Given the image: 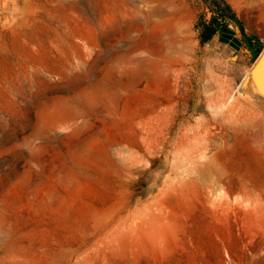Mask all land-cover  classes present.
Wrapping results in <instances>:
<instances>
[{
  "label": "rangeland",
  "instance_id": "obj_1",
  "mask_svg": "<svg viewBox=\"0 0 264 264\" xmlns=\"http://www.w3.org/2000/svg\"><path fill=\"white\" fill-rule=\"evenodd\" d=\"M210 2L0 0V264H264L258 56Z\"/></svg>",
  "mask_w": 264,
  "mask_h": 264
},
{
  "label": "trees",
  "instance_id": "obj_2",
  "mask_svg": "<svg viewBox=\"0 0 264 264\" xmlns=\"http://www.w3.org/2000/svg\"><path fill=\"white\" fill-rule=\"evenodd\" d=\"M209 6L215 14L209 21H203L202 23L200 22L201 24H197V28L200 29V41L202 43L211 41L221 28L228 26V20H230L239 26L244 42L253 49L254 58H256L261 52L263 45L260 43L259 38L245 33V29L231 5L226 0H211ZM255 39H257L256 42H254Z\"/></svg>",
  "mask_w": 264,
  "mask_h": 264
},
{
  "label": "water",
  "instance_id": "obj_3",
  "mask_svg": "<svg viewBox=\"0 0 264 264\" xmlns=\"http://www.w3.org/2000/svg\"><path fill=\"white\" fill-rule=\"evenodd\" d=\"M264 59V48L259 53L258 57L256 58V63L252 65L249 72L245 76L244 80L242 81L239 91L242 93L248 94L252 98H260L262 101H264V75H257L255 73V65H257L258 62L262 61Z\"/></svg>",
  "mask_w": 264,
  "mask_h": 264
},
{
  "label": "bare ground",
  "instance_id": "obj_4",
  "mask_svg": "<svg viewBox=\"0 0 264 264\" xmlns=\"http://www.w3.org/2000/svg\"><path fill=\"white\" fill-rule=\"evenodd\" d=\"M3 5H5V3L3 4ZM3 5H2V7H3ZM4 8V7H3ZM7 9V8H6ZM129 31L130 32H132V30H128V32L127 33H129ZM131 34H129L128 36H130ZM136 37H139V36H136ZM129 38V37H128ZM145 39V38H144ZM130 40L132 41V48L133 49H136L137 47L139 48V45H142L141 44V42L139 41V38L137 39V38H130ZM146 40V39H145ZM142 41H144V40H142ZM174 42H176V41H174ZM160 43V42H159ZM166 43V42H165ZM173 42H167L166 44H164V42H163V44H158V45H156V46H154L153 48H152V52L153 51H155V53L157 54V53H162V52H167V53H169V54H172V53H174L177 49H176V47L178 48V46L180 47L181 46V43H179V42H177L178 44H180V45H178V46H174L173 44H172ZM156 44V43H155ZM151 45V44H150ZM154 45V44H153ZM182 46H183V44H182ZM143 48V47H142ZM150 49V48H149ZM180 49V48H179ZM178 49V50H179ZM182 49H184L183 47H182ZM186 51V50H185ZM167 53H166V55H167ZM178 53V52H177ZM186 53V52H185ZM161 55V54H160ZM176 55V54H175ZM180 55V54H179ZM179 55H177V56H179ZM182 55V54H181ZM172 56V55H171ZM174 58V57H173ZM177 58V57H176ZM178 58H180V56L178 57ZM182 58V57H181ZM185 58H187V57H185ZM167 60V59H166ZM185 60V59H184ZM168 61V60H167ZM182 61V60H181ZM187 61V60H186ZM256 61V60H255ZM254 63H256V62H254ZM180 64V63H179ZM181 64H183V63H181ZM184 68V67H183ZM255 73L257 74V75H264V59L262 60V61H260V62H258L257 63V65H255ZM130 81H132V82H134V80H130ZM136 82V81H135ZM263 85H264V80H263V83H262Z\"/></svg>",
  "mask_w": 264,
  "mask_h": 264
},
{
  "label": "crops",
  "instance_id": "obj_5",
  "mask_svg": "<svg viewBox=\"0 0 264 264\" xmlns=\"http://www.w3.org/2000/svg\"><path fill=\"white\" fill-rule=\"evenodd\" d=\"M221 32H223L222 28L216 33V35H219ZM216 35H215V36H216ZM215 36H214V37H215Z\"/></svg>",
  "mask_w": 264,
  "mask_h": 264
}]
</instances>
